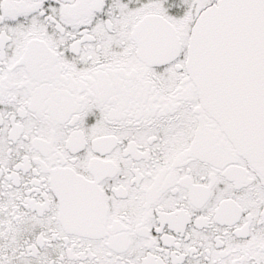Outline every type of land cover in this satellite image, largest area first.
<instances>
[{"label": "snow or ice", "instance_id": "1", "mask_svg": "<svg viewBox=\"0 0 264 264\" xmlns=\"http://www.w3.org/2000/svg\"><path fill=\"white\" fill-rule=\"evenodd\" d=\"M0 264H264V0H0Z\"/></svg>", "mask_w": 264, "mask_h": 264}]
</instances>
